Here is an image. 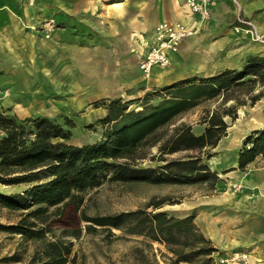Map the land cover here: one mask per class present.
Masks as SVG:
<instances>
[{
	"label": "crops",
	"instance_id": "obj_1",
	"mask_svg": "<svg viewBox=\"0 0 264 264\" xmlns=\"http://www.w3.org/2000/svg\"><path fill=\"white\" fill-rule=\"evenodd\" d=\"M209 10L202 22L183 0H0V111L20 119L73 116L100 99L141 98L186 78L239 70L250 56H262V45L232 28L241 16L264 37V0H212ZM50 17L57 29L45 39L37 27ZM160 22L195 32L169 53L167 67L154 66L144 77L138 61ZM241 107L236 120L247 116L253 127L234 129L225 118L226 136L207 161L219 182L187 203L185 213L201 207L194 222L221 253L246 251L252 264H264V156L238 168L242 140L255 121L264 126V109ZM105 113L91 108L73 117L85 122ZM196 123L189 124L201 134L205 125Z\"/></svg>",
	"mask_w": 264,
	"mask_h": 264
},
{
	"label": "trees",
	"instance_id": "obj_2",
	"mask_svg": "<svg viewBox=\"0 0 264 264\" xmlns=\"http://www.w3.org/2000/svg\"><path fill=\"white\" fill-rule=\"evenodd\" d=\"M263 86L264 57L254 55L239 70L186 78L134 100L100 99L92 106L106 110L96 120L102 134L83 145L69 143L75 123L66 115L58 122L42 115L20 119L8 110L0 111V185L27 186L21 192H0V208L20 211L15 223L0 222V233L38 244L27 264H78L69 238H78L81 231H62L56 236L52 226L65 208L80 210L87 190L105 181L215 189L219 178L207 161L226 136L229 125L225 118L234 121L239 107L252 106L264 97L263 91L253 94L256 87ZM211 101L214 106L207 107ZM133 103L138 106L129 108ZM203 104L200 123L205 128L201 134L196 135L186 122L177 123L180 116ZM155 146L157 154L150 161L159 164L141 166L147 150ZM175 153L184 155L167 159ZM258 155L264 156V127L242 140L238 168L243 169ZM169 200L153 198L143 208L106 215L82 212L80 218L87 233L101 229L110 238L116 230L122 236L140 237L143 245L134 248L135 264H217L215 258L221 252L195 224V212L177 216L159 210L165 204H177ZM152 243L164 247L160 261L149 250ZM18 261L16 255L0 256V264Z\"/></svg>",
	"mask_w": 264,
	"mask_h": 264
},
{
	"label": "rangeland",
	"instance_id": "obj_3",
	"mask_svg": "<svg viewBox=\"0 0 264 264\" xmlns=\"http://www.w3.org/2000/svg\"><path fill=\"white\" fill-rule=\"evenodd\" d=\"M46 19L54 18L50 17ZM262 56L264 57V53ZM258 91L264 92V86L256 87L253 94ZM241 99H245V96H242ZM205 104L199 105L186 113L184 115V121L178 120L177 123L186 122L188 124H198L196 121L200 120L202 108ZM137 106L138 104L133 103L129 108H136ZM206 106L209 107L211 105ZM245 106L247 109L249 103ZM251 107L254 108V111L264 109V97L255 102V104ZM91 108L94 109L92 104L90 106L80 108L81 111L77 110L73 113V116H78L74 114L82 113L84 110ZM241 108L242 107H239L238 110ZM245 114H248V111ZM63 115L66 114L59 113L58 115H54L52 118H55L58 122H62ZM66 116L73 119L75 123L74 128L71 130V139L69 140L70 144L83 145L86 143H93L100 138L102 134V127L96 124L97 118L91 121L78 122L72 115ZM238 120L235 119L234 121H229L230 126L234 127V129H244L246 132L249 128L253 127V125H251L252 122H250L247 116H242L241 121ZM260 127L264 126L255 121L254 129ZM169 128H171V126ZM201 131L202 129L200 127H196L194 130L195 134H200ZM221 143H224V141L222 140ZM147 151L148 156L140 162V165L155 166L159 164L157 161H150L151 157L157 154V146L149 148ZM183 155V153H175L168 156L167 159H173ZM26 187V185H0V192L6 194L21 192ZM207 191L209 190L206 185H153L144 182L124 184L105 181L98 188L87 190L83 193L84 202L79 211H75L71 207L65 208L64 214L59 217L56 224L52 226L53 232L56 236H59L62 231H67V233H70V231H81L78 238H69L73 243L72 251L76 255L78 264H135L137 261L134 258V248L142 247L143 245L140 237L122 236L121 232L116 230L112 231L115 236L122 237L116 238L115 236H110V238H107V233L101 229H97L93 233H87L84 229L85 223L80 218L81 213L83 212L89 216L113 214L121 211L143 208L146 203L153 198H169L170 200L168 203L177 202V204H165L159 210L173 212V214L177 216H183L189 212H195L196 216L198 211L202 210L201 207L192 211L190 210L187 213H182V211L176 209H179L178 206L185 203L192 204L193 200L198 202L202 193ZM148 211H151V208H148ZM19 217V210L0 208V222L2 223H15ZM37 245L38 244L35 242L23 240L19 235L0 233V256L16 255L20 258V261L9 264H27L29 257ZM149 250L160 261V252H164V247L159 243H152Z\"/></svg>",
	"mask_w": 264,
	"mask_h": 264
},
{
	"label": "built area",
	"instance_id": "obj_4",
	"mask_svg": "<svg viewBox=\"0 0 264 264\" xmlns=\"http://www.w3.org/2000/svg\"><path fill=\"white\" fill-rule=\"evenodd\" d=\"M212 0H183L192 14L199 16L200 21H207L211 17L209 5ZM45 39H50L57 29L54 19H45L37 27ZM233 33L249 35L255 42L264 47V37L259 33L255 24L241 16L236 18L232 28ZM195 31L180 23L160 22L154 27L151 40L147 43V50L138 61V68L144 77H148L154 66L167 67L169 53L176 52L182 40L190 37ZM217 264H252L248 252L230 251L220 253L216 258Z\"/></svg>",
	"mask_w": 264,
	"mask_h": 264
},
{
	"label": "bare ground",
	"instance_id": "obj_5",
	"mask_svg": "<svg viewBox=\"0 0 264 264\" xmlns=\"http://www.w3.org/2000/svg\"><path fill=\"white\" fill-rule=\"evenodd\" d=\"M255 123V122H254ZM258 123V122H257ZM258 126V125H257ZM241 127V126H240ZM251 127V126H250ZM179 207V210L180 211H182V212H186L188 209H189V207H190V205H188L187 203H185L184 205H181V206H178ZM177 207V208H178Z\"/></svg>",
	"mask_w": 264,
	"mask_h": 264
}]
</instances>
